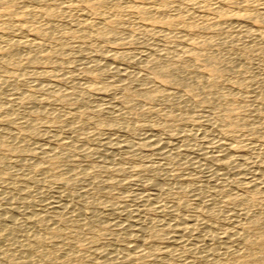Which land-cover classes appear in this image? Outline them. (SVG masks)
Returning a JSON list of instances; mask_svg holds the SVG:
<instances>
[{
  "label": "rangeland",
  "instance_id": "obj_1",
  "mask_svg": "<svg viewBox=\"0 0 264 264\" xmlns=\"http://www.w3.org/2000/svg\"><path fill=\"white\" fill-rule=\"evenodd\" d=\"M0 264H264V0H0Z\"/></svg>",
  "mask_w": 264,
  "mask_h": 264
},
{
  "label": "bare ground",
  "instance_id": "obj_2",
  "mask_svg": "<svg viewBox=\"0 0 264 264\" xmlns=\"http://www.w3.org/2000/svg\"><path fill=\"white\" fill-rule=\"evenodd\" d=\"M222 1H223V0H221V2H222ZM225 1H226V0H225ZM231 1H232V0H231ZM217 2H218V0H217ZM145 5H146V4H145ZM141 7H142V6H141ZM115 8H116V7H115ZM130 8H131V7H130ZM134 8H135V7H134ZM156 8H157V7H156ZM161 8H162V7H161ZM159 9H160V7H159ZM162 9H163V8H162ZM139 10H140V8H139ZM153 10H154V8H153ZM113 11H114V10H113ZM142 11H143V10H142ZM142 11H141V12H142ZM144 12H145V11H144ZM144 12H143V13H144ZM224 12H225V11H224ZM225 13H226V12H225ZM137 14H138V13H137ZM114 17H115V16H114ZM149 18H152V17H149ZM114 19H115V18H114ZM151 21H152V20H151Z\"/></svg>",
  "mask_w": 264,
  "mask_h": 264
}]
</instances>
